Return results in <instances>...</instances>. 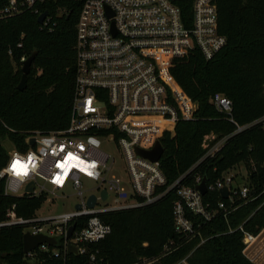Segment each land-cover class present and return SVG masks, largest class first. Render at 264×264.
Segmentation results:
<instances>
[{"label": "built area", "instance_id": "1", "mask_svg": "<svg viewBox=\"0 0 264 264\" xmlns=\"http://www.w3.org/2000/svg\"><path fill=\"white\" fill-rule=\"evenodd\" d=\"M50 2L0 0V20L27 12L39 18L47 12L39 23L52 29L54 16L66 14L67 8L58 7L50 13ZM226 44V35L219 31L217 0H82L69 124L63 129L29 133L26 137L29 148L11 147L0 170L7 195L44 194L47 200L50 194L63 196L61 193L70 186L79 200L73 210L46 216L37 212L32 217L18 216L12 207L7 218L0 221V228L23 225L24 232L55 238V256L61 255L58 246L63 248L65 256L72 253L69 247L73 245L77 254L89 257L86 264H96L103 258H98L99 249L93 245L112 232V226L103 219L104 214L143 208L175 191L174 226L183 240L178 243L171 239L161 256L194 239H199L197 246L205 243L204 224L220 214L228 222L229 215L238 208V196L245 202L254 197H250V187L245 181H237L239 174L232 172L236 167L214 182H207V193L210 190L220 193L225 186L229 189V197L224 198L229 203L220 200L216 205L206 201L205 194L197 188L204 176L196 174L194 184H190L189 174L206 158L215 156L232 134L257 121L239 124L228 117L236 125L235 131L219 139L215 134L206 135L203 157L171 184L167 182L161 159L153 161L139 149H153L158 140L162 143L165 134L175 133L179 121L196 118L198 103L171 73L175 60L189 57L197 49L206 59H211ZM27 58L21 57L23 64ZM210 101L218 111L231 115L230 98L216 93ZM31 138H35L34 144L29 143ZM106 143H112L121 154L122 171L114 169L116 159L103 148ZM16 161L26 166L19 175L13 168ZM84 179L91 181L97 192L91 190L86 195ZM31 183L34 187L29 192L27 187ZM103 192L107 193L106 197ZM93 195L96 201L91 206L89 200ZM72 225L75 228L69 236ZM236 230L243 233L246 255L264 231L254 233L243 224L229 227V232ZM37 248L47 251L50 245L42 243L28 254L33 255ZM159 258L144 259L140 264H152ZM182 262L189 264L185 259ZM64 264L71 263L65 260Z\"/></svg>", "mask_w": 264, "mask_h": 264}, {"label": "trees", "instance_id": "2", "mask_svg": "<svg viewBox=\"0 0 264 264\" xmlns=\"http://www.w3.org/2000/svg\"><path fill=\"white\" fill-rule=\"evenodd\" d=\"M192 2V0H191ZM82 0H51L52 13L66 7L67 13L54 16L53 28L41 27L38 15L27 12L0 20V170L8 159L3 141L8 140L27 150L26 137L34 131L49 132L68 126L71 115L77 70V23ZM219 31L227 44L211 59L200 50L189 57L176 59L171 73L185 92L197 103L196 118L179 121L174 134L162 137L164 152L160 164L171 184L195 166L205 154L206 135L217 139L232 134L236 125L257 123L232 134L213 157L196 165L189 174L207 176L210 184L231 168L244 165L248 169L246 184L252 200L236 199L238 208L228 222L220 214L203 225L205 243L199 239L186 242L178 249L161 256L165 245L174 239L183 240L175 230L173 206L175 191L161 201L143 208L111 211L103 215L112 226L105 239L93 245L99 249L96 264H140L144 259L160 258L152 264H255L245 253L243 233L229 232L243 224L245 229L259 233L264 230V0H217ZM21 43V45H20ZM37 51L27 86L18 89L22 76V56ZM216 93L231 99V115L218 111L210 101ZM204 199L216 205L226 200L219 191L210 190ZM46 196L5 194L0 179V221L14 207L18 216L32 217L43 206ZM79 224V223H78ZM24 226L15 224L0 228V264H27L34 258L38 264H86L87 255L67 253L54 245L49 250L36 249L33 255L24 252Z\"/></svg>", "mask_w": 264, "mask_h": 264}, {"label": "rangeland", "instance_id": "3", "mask_svg": "<svg viewBox=\"0 0 264 264\" xmlns=\"http://www.w3.org/2000/svg\"><path fill=\"white\" fill-rule=\"evenodd\" d=\"M3 144L7 148V150L11 149L13 145L10 141L5 140ZM104 149L107 150L112 156L115 157L116 161L114 163V169L116 171H122L123 160L121 154L118 150L112 145V143H106L103 145ZM234 173H238L237 181H247L248 169L244 165H239L235 169L232 170ZM85 189L87 191L86 195L91 193V190L97 192L93 189V183L89 180L84 179ZM63 196L55 197L50 194V197L44 202L43 206L37 211V214L41 216L52 215L63 213L66 211L73 210L75 208V204L78 202V197L75 194V190L68 186L65 188L64 193H61ZM114 193L111 191V198L109 201H113ZM250 256L255 255L253 258V262L255 264H264V231L260 235L258 241L247 251ZM27 264H38L34 258H30Z\"/></svg>", "mask_w": 264, "mask_h": 264}, {"label": "water", "instance_id": "4", "mask_svg": "<svg viewBox=\"0 0 264 264\" xmlns=\"http://www.w3.org/2000/svg\"><path fill=\"white\" fill-rule=\"evenodd\" d=\"M47 12L43 13L42 15L39 16L38 21L41 23L43 22L44 18L46 17ZM37 51L33 52L28 58L25 60L22 68V76L21 80L18 84V89L19 90H24L27 86V79H28V74L31 72V66L34 62V59L36 57ZM30 144L35 143V138H31L29 140ZM140 153H142L144 156L150 158L153 161H158L161 159L162 154L164 152V146L163 144L158 140L154 146L153 149L151 150H143L139 149ZM33 183H31L27 187V191L32 192L33 191ZM197 188L201 191L202 194H206L208 191V186H207V176L205 175L202 178V181L197 184ZM220 194L222 198H228L229 197V189L227 186L223 187L220 189ZM104 197H106L107 193L103 192ZM96 198L95 196H91L89 200V204L93 206L95 204ZM75 226L72 225L69 228V236L72 234ZM23 243H24V252L28 254L32 250H34L37 246H39L42 243H47L49 245H56L57 241L53 237L46 236L44 234H37V235H32L29 232H25L23 236ZM70 252H73L77 254V249L75 246L70 245L69 247ZM89 264V263H88Z\"/></svg>", "mask_w": 264, "mask_h": 264}, {"label": "snow or ice", "instance_id": "5", "mask_svg": "<svg viewBox=\"0 0 264 264\" xmlns=\"http://www.w3.org/2000/svg\"><path fill=\"white\" fill-rule=\"evenodd\" d=\"M70 159L72 158L71 155L69 157ZM63 166V165H61ZM26 166L24 164H22L20 161H16L14 164H13V168L14 169H17V174H21V171L20 170H23ZM83 170V169H82ZM91 174V173H89ZM57 182L59 183L60 182V178L58 177L57 178Z\"/></svg>", "mask_w": 264, "mask_h": 264}, {"label": "crops", "instance_id": "6", "mask_svg": "<svg viewBox=\"0 0 264 264\" xmlns=\"http://www.w3.org/2000/svg\"><path fill=\"white\" fill-rule=\"evenodd\" d=\"M247 255H248V257H250V259L253 260V258H254L253 255H252V256H250L249 254H247ZM253 261H254V260H253Z\"/></svg>", "mask_w": 264, "mask_h": 264}]
</instances>
